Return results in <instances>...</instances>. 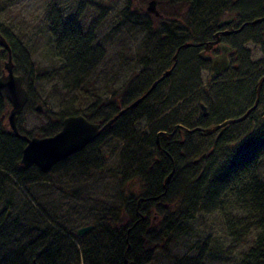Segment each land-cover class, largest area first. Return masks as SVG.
<instances>
[{"label":"trees","instance_id":"obj_1","mask_svg":"<svg viewBox=\"0 0 264 264\" xmlns=\"http://www.w3.org/2000/svg\"><path fill=\"white\" fill-rule=\"evenodd\" d=\"M167 1L171 6L178 5L180 11L173 15L175 19L170 18L171 13L166 16L168 25L162 31L164 38L159 49L161 55L157 56L164 68L171 63L170 57L173 53L178 52L180 57L181 51L186 49V43L196 41V37L201 36L200 30L211 26L226 8L225 5L231 2ZM185 8L187 14L184 16ZM47 19L49 29L60 47L59 56L64 61V67L70 74L73 72L74 78L66 84L67 88L71 89L99 63L102 52L90 46L92 37L89 33L81 34L80 28H73L74 24L63 21L59 10L50 8ZM185 19H190V23H186ZM192 27L200 29L193 33ZM168 29H177L178 33ZM0 32L11 48L14 71L22 75L23 85L29 91L33 75V64L29 55L24 50L21 39L15 37L11 31L0 25ZM6 57L7 51L0 47V72ZM145 58L148 62L155 59L154 56L148 55H145ZM185 61L183 64L177 63L176 71L171 76L172 81L168 85L167 97L160 93L162 84H158L151 95L142 98L135 107L120 114L112 125L89 142L85 149L73 153L51 168L55 170L73 157H84L86 160L82 159L87 162L89 156H92L93 161L96 156L93 144L98 147L97 143L103 137H116L118 142H121L117 159L118 176L124 181L121 202L107 207L111 212L110 216L91 222L92 230L83 236H77L76 228L71 234L57 221L48 220L44 209H37L40 203L34 204L31 199L25 197L24 202L29 209L24 210L25 215L23 211L19 213L18 218L14 216L10 219L7 211L0 213V264H76L80 261L83 264H128L129 261L131 264H150L152 255L147 253L146 246L171 241L186 231V222L190 221L195 213L213 211L224 201L227 193L232 192L236 193L235 201L238 198L245 201L249 208L246 214L248 218L243 224L239 219L227 218L226 234L230 237L231 244L236 246L246 238L248 226H253L254 229L250 232L253 236L250 240L252 242L244 253L243 261L246 264H264V184L256 176V167L264 156V116L262 117V113L253 114L254 110L264 103V91H260L255 109L245 118L252 119L247 121L250 123V132L244 133L245 136L240 137L242 139L236 135L231 136L233 131L227 134V126L235 123L233 122L228 123L220 134L218 130L200 133L199 130L186 131L177 127L170 135L160 133L157 145L155 135L158 131L170 132L175 124L190 129L205 128L240 116L254 101L257 80L252 79L253 75L247 76L243 72L237 75V84L248 89H239L240 94L247 100L237 114H228L231 104L229 96L235 93L239 87L237 85L225 86L222 90L216 86L207 91L202 99L195 97L199 80L196 74L189 71L191 59L185 57ZM195 61L198 62L196 57ZM259 63L260 61L258 65ZM260 65L262 67L258 71L257 79L264 75V58L261 59ZM195 69H199L197 64ZM148 85L149 82L144 83L142 80H138L134 86L127 85L123 97L126 101L119 105L114 102L100 105L94 99L90 105L79 109H65L62 111L63 116L55 124L60 125L64 116L77 113L83 114L90 121L103 122L141 96ZM192 94L195 98L188 100ZM188 95L187 100L181 101ZM201 103L205 105L206 114L202 113ZM9 106L8 101L0 96V177L7 179L12 176L17 184L24 185L28 181L42 178L47 172L40 171L35 165L19 167L25 141L14 136L8 129L5 115ZM142 119H158L159 122L151 125L148 131L138 134L134 123ZM17 127L20 133H24L19 124ZM57 130H45L41 136L53 134ZM92 163L96 167L101 165L96 161ZM172 164L173 173L164 189L163 180L171 170ZM86 224L88 223L82 225ZM205 249L201 247L197 255L183 257L180 264H206Z\"/></svg>","mask_w":264,"mask_h":264},{"label":"rangeland","instance_id":"obj_2","mask_svg":"<svg viewBox=\"0 0 264 264\" xmlns=\"http://www.w3.org/2000/svg\"><path fill=\"white\" fill-rule=\"evenodd\" d=\"M147 1L0 0V25L21 39V44L33 64L28 101L17 118V124L20 125L24 134L41 136L45 130H57L60 125L56 126V124L63 116V110L79 109L90 105L94 99L100 105L110 102L119 105L126 101L123 98L124 90L127 85L134 86L138 82V76L141 75L144 66L142 62L146 59L145 55L152 56L155 52L154 47L162 45L161 41L164 38L162 31L168 25L166 16L171 13L170 18H173V15H177L180 11L178 5L171 6L169 1L164 0L156 4L161 15L155 18L153 14L147 15L144 12ZM52 7L62 13L63 21L74 24L73 28L75 26L80 28L81 34L89 33L92 37L90 46L102 52L99 63L83 76L77 86L71 89H68L66 84L74 78L73 72L70 74L65 69L64 61L59 56L60 47L57 46L52 30L49 29L47 15ZM135 7L140 11L135 12ZM250 11L251 17L264 14V0L258 2L253 13ZM183 14L184 16L187 14L186 8ZM190 21L185 19L186 23ZM191 29L195 33L200 28L192 27ZM168 31L178 33L177 29H168ZM240 36L243 37L244 34L240 33ZM241 46L239 58L234 60L237 64L236 69L225 71L210 84H208L210 78L207 63L198 70L195 69V60L192 61L191 66L189 65V71L196 74L199 80L195 97L202 99L207 91L213 90L216 86L220 89L229 85L239 86L235 93L229 96L231 104L228 114L231 116L241 111L247 100L240 94L239 89L244 88L237 84V75L243 72L247 76L253 75L252 79L257 80L256 76L262 67L261 59L264 58V36L258 40L247 39ZM187 51H190V48L181 51L179 64L186 62ZM228 76L235 77V83L221 80ZM171 81L172 77L168 78L160 88V93L164 97H167L169 93L168 85ZM195 97L192 94L188 99V95L181 101ZM178 103L179 101L172 108ZM37 104L41 107L39 111L34 109ZM198 110L201 109L198 108ZM259 113H262V117L264 116V103L259 105L253 114ZM251 119L250 117L232 122L233 124L227 126V134L233 131L231 136L243 138L250 132V123L247 121ZM158 122V119L139 120L134 123L135 131L138 134L148 131L151 125H156ZM93 145L96 152V156L93 155L95 160H91L92 156H89L87 162H84L86 160L84 157H82L84 160L81 157L69 158L65 164L58 166L55 170L51 169L42 178L28 181L24 185L17 184L12 176L7 179L0 177V213L7 211L8 218L11 219L14 216L18 218L19 213L29 210L24 202V198L27 197L34 204L40 203L37 209H44L48 220L57 221L71 234L75 228L84 223H93L98 218L110 216L111 212L107 207L120 203L121 191H123L124 180L118 176L117 168L121 142L110 135L103 137L97 143L98 147ZM86 152L85 154L88 153ZM82 160L83 162H80ZM91 161L99 162L101 165L96 167ZM256 176L264 184V156L256 167ZM235 194L227 193L224 201H221L213 211L195 213L192 219L186 222V231L171 241L146 246L147 253L152 255L149 263L180 264L183 257L197 255L203 247L206 248L204 257L206 264H246L243 256L252 242L250 240L253 236L250 232L254 229L253 226H248L246 238L236 246L231 244V239L226 234L227 218L239 219L242 224L248 218L246 217L248 206L241 198L235 201ZM24 217L28 218V216ZM247 224L246 222L245 225ZM21 228L27 230L24 227ZM76 264L83 263L80 261Z\"/></svg>","mask_w":264,"mask_h":264},{"label":"water","instance_id":"obj_3","mask_svg":"<svg viewBox=\"0 0 264 264\" xmlns=\"http://www.w3.org/2000/svg\"><path fill=\"white\" fill-rule=\"evenodd\" d=\"M158 0H148L145 10L155 16L161 15V13L156 8ZM264 20L263 16H258L252 19V22H260ZM220 22L218 23V25ZM217 40L209 42L205 45V50H208L211 44ZM189 44V43H186ZM0 47L7 51V57L2 62V68L0 72V96L5 98L9 103L8 111L5 115V119L8 125V129L12 134L18 138L25 141V144L21 150V155L19 158V167L27 168L30 165H35L42 172H48L54 164L65 159L67 156L80 151L89 142L93 141L104 129L110 127L115 119L122 114L125 110L135 107L138 102L144 98L148 91H146L141 96L129 102L123 108H121L117 113L112 115L105 121H90L83 114H70L66 115L61 119L60 128L50 135L38 136L31 135L27 136L24 133H20L17 127L18 114L22 111L26 102L28 101V90L23 85L22 75L14 71V64L12 61L11 48L5 39V37L0 32ZM221 49V53L209 56L211 62V76L218 75L220 72L224 71L228 67V59L226 52L230 50L227 45H217ZM206 58V57H205ZM204 58V59H205ZM176 62V53L174 54V63ZM168 69L164 74L169 73ZM264 79V76L260 78L259 83L256 88V98L251 107L246 109L244 113L235 118H228L220 123L210 125L205 128H187L181 124H175L172 131L164 132L158 131L155 135V142L159 145L158 136L160 133H165L170 135L177 127H182L186 131L199 130L200 133H210L216 129H222L223 126L228 123L237 122L244 119L248 113L255 107L258 98L259 86ZM156 82V81H155ZM154 84V83H153ZM153 86V85H152ZM202 113L206 114V108L203 103L200 104ZM34 109L39 111L41 109L40 105L37 104ZM173 164L171 165V170L166 174L163 180V187L166 188V183L173 173ZM92 224L81 225L76 228V235H83L87 233L91 228ZM128 248V247H127ZM128 264H131L129 261Z\"/></svg>","mask_w":264,"mask_h":264},{"label":"flooded vegetation","instance_id":"obj_4","mask_svg":"<svg viewBox=\"0 0 264 264\" xmlns=\"http://www.w3.org/2000/svg\"><path fill=\"white\" fill-rule=\"evenodd\" d=\"M262 1L263 0H231V2L228 5H225L226 8L223 10V12H221L218 15L217 20L213 21L214 23L211 26H208L206 28L204 27V28H202V30H200L201 32L199 35H201L200 36L201 39H199L200 37H196L197 38L196 41L190 42L189 44L186 45L185 48L186 49L190 48V51H187L185 56L188 58V60L191 59V64H192V61L195 60V57L197 58L198 62H196V64L199 67V69L202 67V65L204 63H207V65H208L207 67L209 70L208 74H209V78H210L208 81V84L215 82L214 79L216 77H220V75L222 73H224L225 71H227V70L233 71L236 69L237 64L234 62V60L236 58L237 59L239 58V55H240L239 50L242 47L241 44H244L247 39L258 40L260 37L264 36V20H262L260 22L253 23L252 19H254L255 17H258L259 15L255 16V17H253V16L251 17L249 14V11L252 10L250 12L253 13V11L258 6V2H262ZM159 3H160V1H158V4ZM138 11H140V10L135 7V12H138ZM144 12L147 15L152 14V13L147 12L145 9H144ZM263 15L264 14H262L260 16H263ZM154 17L156 18L157 16L154 15ZM219 22H220V24L218 25ZM240 33L244 34V36L247 33V35L245 37L244 36L239 37ZM205 35H206V38H205ZM214 40H217V41L214 42L213 44H211V46L209 47L208 50H205V45L209 44V42L214 41ZM217 45H221V46L227 45L230 47V50L226 52V56L228 59V67L226 70L220 72V74L211 76L210 73L212 70H211V62L209 60V56H214V55L221 53V49H219V47H217ZM154 48H155V52L152 54V56H154L155 59L152 60L151 62H148L147 59L143 60L142 63L144 66H143L142 71H141V77H139V80H142L144 83L149 82V85L147 86V88L144 91V93H145L146 91H148L150 89L147 92L146 96L151 95L153 89L158 84L160 85V84L165 83L167 81V79L170 78L175 73L177 63H178V59H179L178 52L176 49V52H177L176 53V62L174 63V54L175 53H173L172 56L170 57L171 63L164 68L161 66V63L158 61V59H159L158 57L161 55L159 52L160 46L159 47L155 46ZM168 69H170L169 73L164 74ZM263 76L264 75L260 76L256 81L255 98H256L257 84L259 83L260 78ZM221 80L222 81L225 80L224 82H226V81L227 82H233V81H235V77H232V76L229 77L228 76V78H226V79L222 78ZM222 88L224 89V87H222ZM243 88L244 89H242V90L248 91V89L246 87H243ZM258 90H259V92H258V98L256 101V105H257V102L259 99L260 91L264 90V79L262 80ZM255 98H254V100H255ZM253 103H254V101H253ZM253 103H252V105H253ZM256 105H255V107H256ZM251 106L249 105L246 109H248ZM255 107L253 109H255ZM225 126H223L221 130H220V128L216 129V130H218V134H220L225 129ZM87 145H85L84 148H82L80 151H77L75 153L81 152L83 149L86 148ZM71 155H69V156H71ZM69 156H67V157H69ZM88 224H92V223L90 222ZM92 228H93V226H92ZM92 228L89 231H91ZM87 233H85V234H87ZM85 234H83V235H85ZM83 235H77V236H83Z\"/></svg>","mask_w":264,"mask_h":264}]
</instances>
